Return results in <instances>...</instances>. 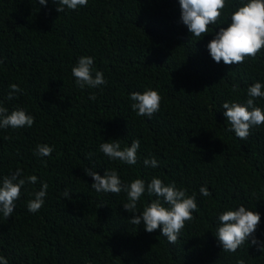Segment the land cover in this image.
<instances>
[{"label": "trees", "instance_id": "obj_1", "mask_svg": "<svg viewBox=\"0 0 264 264\" xmlns=\"http://www.w3.org/2000/svg\"><path fill=\"white\" fill-rule=\"evenodd\" d=\"M242 2L226 0L220 23L197 39L180 21L179 0H88L60 13L54 0H0V105L34 117L31 127L0 129V181L18 168L22 177L37 176L21 187L12 216L0 214V256L8 264H264L251 238L230 253L215 236L218 214L243 205L260 214L254 236L264 243V124L242 141L222 108L244 104L251 84L264 85V48L225 65L206 47ZM80 56L94 58L93 75L102 72L106 84L77 86L71 69ZM11 84L20 91L8 99ZM146 89L161 96L150 118L130 107V93ZM254 103L264 110V98ZM116 139L121 148L140 141L136 164L99 150ZM41 144L51 155H35ZM146 158L158 166H145ZM85 168L115 170L122 183L174 182L195 194L198 211L170 244L159 229L131 224L126 193L96 192ZM42 182L44 205L31 213L27 202ZM153 199L145 193L137 211Z\"/></svg>", "mask_w": 264, "mask_h": 264}, {"label": "clouds", "instance_id": "obj_2", "mask_svg": "<svg viewBox=\"0 0 264 264\" xmlns=\"http://www.w3.org/2000/svg\"><path fill=\"white\" fill-rule=\"evenodd\" d=\"M40 5H46L48 0H38ZM57 4L56 11L63 12L65 8L75 10L81 6H87L88 0H54ZM180 21L187 27L192 36L200 39L210 32L211 25H217L221 21L223 10L228 7L226 0H179ZM230 23L227 27H221L214 37L207 43V50L211 58L225 65H239L245 62V58L255 59L257 54L264 48V0H246L240 6L228 13ZM212 31V30H211ZM94 58L80 56L71 72L75 82L80 88H96L106 84L103 73L95 71L93 75ZM8 99L20 91L17 84L10 85ZM264 85L260 82L251 84L247 89L248 99L244 104L238 102H224L223 115L230 125L228 129L235 136L246 141L253 127L264 124V110L257 107L254 101L264 98ZM236 88L234 87V91ZM95 99L94 94L89 97ZM129 99L130 107L138 116L151 117L160 109L161 96L156 90L146 89L143 92H131ZM34 117L26 114L23 109H14L11 112L0 105V129L31 127ZM140 147L139 140H133L130 146L121 148L119 140L102 143L99 150L111 160H119L128 165L137 163V150ZM52 147L41 144L37 145L35 155L47 157L51 155ZM145 166L157 167V161L152 158L144 160ZM86 175L92 177L91 187L96 192L115 193L125 192L127 202L122 203L126 212L133 213L130 217L131 224L137 226L143 223L145 231L152 233L159 229L160 235L166 237L170 244H175L186 221H191L193 213L198 211L195 194L186 195L184 189H178L174 182H164L153 177L149 183L143 179H134L130 183H122L115 170L104 171L100 175L92 169L85 168ZM35 184L37 176L29 175L22 177V170L16 169L11 176H4L0 181V214L7 220L12 216L15 202L20 198L21 187L25 183ZM48 184L42 182L39 191L34 193V198L27 202V209L36 213L44 205V198ZM199 192L202 196H209L206 187L201 186ZM69 191L63 193L64 198L71 199ZM147 193L155 196L150 203L143 207L142 212L137 211L138 202ZM101 206V205H100ZM139 213V214H136ZM216 238L225 252L234 253L246 241L256 245L264 251V243L254 236L260 223V214L249 210L243 205L235 210L228 209L218 214ZM0 264H8L7 259L0 256ZM238 264H244L243 260Z\"/></svg>", "mask_w": 264, "mask_h": 264}]
</instances>
